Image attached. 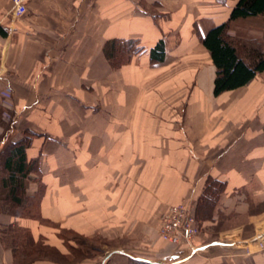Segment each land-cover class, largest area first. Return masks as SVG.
Here are the masks:
<instances>
[{
    "label": "crops",
    "instance_id": "0c3cea01",
    "mask_svg": "<svg viewBox=\"0 0 264 264\" xmlns=\"http://www.w3.org/2000/svg\"><path fill=\"white\" fill-rule=\"evenodd\" d=\"M236 1L24 0L14 16L0 0V130L32 133L24 155L39 181L23 191L41 187L35 215L0 210V230L70 258L31 264H264V73L214 96L199 40ZM238 30L264 50L262 16L235 18ZM114 39L143 49L113 66ZM160 39L164 57L151 60ZM182 202L197 232L175 245L159 225ZM64 233L103 240L102 252L70 257ZM0 264H14L1 239Z\"/></svg>",
    "mask_w": 264,
    "mask_h": 264
},
{
    "label": "trees",
    "instance_id": "16d2710c",
    "mask_svg": "<svg viewBox=\"0 0 264 264\" xmlns=\"http://www.w3.org/2000/svg\"><path fill=\"white\" fill-rule=\"evenodd\" d=\"M257 15L262 16L264 20V0H237L225 21L211 26L202 34L199 33V40L208 50L215 67L212 89L214 96L223 91L241 87L256 74L264 73V50L258 39L255 36H250L251 34L248 37L241 35V30L233 35L228 33L230 22L235 18ZM104 49L111 64L119 66L127 62L132 55L142 51L143 47L137 39H114L110 41L109 48L107 44ZM164 54L165 46L162 39L149 49L151 60L161 61ZM8 129L9 127L5 128V130ZM31 136L32 133L27 132L20 141H13L4 132L0 137V172H3L0 177V202L5 204L8 201V203L28 211L33 206L36 209L41 195V187L31 196L26 195L23 191L24 185L31 179L39 181L38 175L31 177L29 174L33 171L38 173L36 163L26 162L24 155L25 146ZM3 211L6 212L5 209ZM13 229L18 233L21 231V229ZM24 235H26V231ZM10 248L15 264L32 262L42 249L38 247L37 243H32L29 237L26 241L16 240ZM77 253L81 252L77 251Z\"/></svg>",
    "mask_w": 264,
    "mask_h": 264
},
{
    "label": "rangeland",
    "instance_id": "374dc122",
    "mask_svg": "<svg viewBox=\"0 0 264 264\" xmlns=\"http://www.w3.org/2000/svg\"><path fill=\"white\" fill-rule=\"evenodd\" d=\"M233 34H237V31ZM231 34V35H233ZM241 35L243 36H247L248 37V33L246 32H240ZM264 34V32H263ZM240 35V36H241ZM252 36V35H250ZM258 39V38H257ZM259 41V40H258ZM260 43V42H259ZM261 45V44H260ZM2 118L4 119L3 121L5 122V124H8V122L10 121V114L5 112L3 113V116ZM5 128L6 127H3V129L0 130V137H1V134H3L5 132ZM12 139V138H10ZM1 160V158H0ZM3 174V172H0V177L1 175ZM27 202V201H26ZM35 206H33L32 208H30V211L28 210H22L21 207L19 206H14L12 205V203H8V201L5 202V204L1 201L0 202V210L1 212L3 213H6V214H10V213H14V214H24V215H34V212H35ZM5 209L6 212H4L3 210ZM196 226V224H195ZM1 232V236H0V239H1V244L3 246H6L7 248L11 247L15 242L16 240H20V241H26L27 237L30 238V236L28 235L29 232H26V235L25 234V231L24 230H21L19 231V233L14 230L10 225H7V226H3V229L0 230ZM62 235V234H61ZM16 237V238H15ZM64 237V241H67V240H73V242H75V245L77 247L78 250L73 251V253H71L69 256L71 257V255L73 254L74 257L76 258H82V257H85V256H91V255H95L98 253H101L102 252V249H103V246H104V242L103 240H99V239H82V238H78V237H72V235L70 233H64L63 235ZM31 240V238H30ZM37 245L38 247L41 249L40 250V254L38 256H36L35 258H45V259H49V261H52V262H55V263H66L70 258H66L65 256H62L60 255V253H58L54 248H50V247H47V246H44L43 244V241L42 240H39L37 242ZM11 249V248H10ZM77 251H80L81 253H77ZM72 255V256H73ZM13 263L15 264V261L13 259ZM22 264H31V261H29L28 263H22Z\"/></svg>",
    "mask_w": 264,
    "mask_h": 264
},
{
    "label": "built area",
    "instance_id": "2783aa9c",
    "mask_svg": "<svg viewBox=\"0 0 264 264\" xmlns=\"http://www.w3.org/2000/svg\"><path fill=\"white\" fill-rule=\"evenodd\" d=\"M25 10L24 0H11V12L14 16L22 15ZM196 232L195 218L187 203L170 205L163 213L159 225L162 239L175 245L189 244Z\"/></svg>",
    "mask_w": 264,
    "mask_h": 264
}]
</instances>
